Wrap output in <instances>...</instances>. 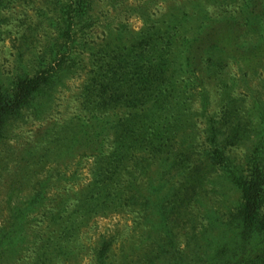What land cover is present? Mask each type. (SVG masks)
I'll return each mask as SVG.
<instances>
[{
    "label": "trees",
    "instance_id": "trees-1",
    "mask_svg": "<svg viewBox=\"0 0 264 264\" xmlns=\"http://www.w3.org/2000/svg\"><path fill=\"white\" fill-rule=\"evenodd\" d=\"M7 2L12 1L0 0V12L10 6ZM46 2L51 16L45 12V19L54 29L49 51L21 67L11 80L0 76V157L11 124L22 120L30 109L35 111L32 116L40 119L46 106L52 108L57 87L73 69L69 66L70 46L78 40L76 28L88 14L85 6L95 4L94 0ZM261 14L243 13L242 23ZM60 16L66 17L67 29ZM230 32H198L184 38L188 48L178 51V61L195 64L216 56L225 67L239 63L232 55L238 51L250 70L240 69V74L250 78L264 62V54L254 58L261 43L252 39L248 44L253 45L247 47L253 31ZM182 36L177 33L170 43ZM155 39L150 37L149 49L139 43L124 53L100 50L93 60V116L111 115L103 134L108 132L113 145L110 153L95 155L93 181L82 200L85 216L92 218L103 209L121 212L137 208L146 227L140 236L145 247L138 256L145 264H264V79L251 105L237 95L234 85H227L221 89L220 113L210 114V92L201 78L195 77L200 71L191 72L188 96L167 79L166 73L155 70L159 66L156 60H162L163 55L150 53L153 61L146 60L148 50L155 54ZM196 98L199 111H193ZM194 116L204 119L203 130L191 124ZM93 119L98 123L99 118ZM46 184L47 179L38 182L32 195L11 209L7 229L0 231V245H15L22 234H31L26 230L27 218L31 209L44 201ZM229 192L239 198L233 218L222 221L204 198L207 193L226 197ZM199 214L205 221L210 219L201 230L197 226ZM77 215L68 217L58 229L62 237L70 239L78 233ZM217 222L224 228H217ZM182 232L188 238L184 249L179 242ZM110 252L111 243L103 241L96 263L110 264ZM3 262L1 257L0 264Z\"/></svg>",
    "mask_w": 264,
    "mask_h": 264
},
{
    "label": "rangeland",
    "instance_id": "rangeland-1",
    "mask_svg": "<svg viewBox=\"0 0 264 264\" xmlns=\"http://www.w3.org/2000/svg\"><path fill=\"white\" fill-rule=\"evenodd\" d=\"M11 1L5 4L10 6L0 12V76L6 81L11 80L21 67L30 65L36 57L46 55L50 48L49 38L54 31L45 19V12L51 16L46 0ZM94 1V5L88 3L85 6L88 14L76 28L79 31L78 40L70 46L69 66L73 69L57 87L52 108L46 106V113L40 119L32 116L34 109L25 112L22 120L8 128L2 145L0 231L7 229L11 209L30 197L38 182L47 179L44 201L33 207L27 218L26 230L31 234H22L15 245H0L3 264H97L96 253L105 240L111 243L108 263L145 264L139 261L138 256L143 254L141 251L145 247L146 242L140 236L146 227L137 208L121 212L103 209L99 214H93L92 218L85 216L83 210L82 200L93 181L95 155L101 151L110 153L113 145L108 132L103 134L111 115L93 116L96 113L93 108V60L100 50L124 53L138 47L139 43L149 49L150 37L155 36V54L148 50L146 60L153 61L150 53L163 55L162 60H156L159 66L155 70L159 74L166 73L167 79L176 83V88L188 96L191 95V87L187 85L191 72L200 71L195 72V77L201 78L203 86L210 92V114L220 113L224 99L221 89L225 90L228 86L234 85L237 95L245 97L248 105L259 95L257 91L264 79V62L255 75L245 79L239 70L246 73L250 70L238 51L232 55L239 63L225 67L216 56L210 61L203 59L195 64L179 62L178 51L182 53L184 48H188L184 38L198 32L214 34L231 31L229 34H232L246 29L254 32L246 44L252 39L261 43L259 50L262 52L258 51L254 58L264 54V0ZM258 6L261 8L258 9ZM253 12L262 14L256 20L242 23L241 15ZM60 18L63 28L67 29L66 17ZM177 33L183 35L182 39H176L171 44L169 39ZM209 73L214 76L207 78ZM193 82L196 87L200 86V82ZM198 99L193 101V111L200 110ZM94 117L99 118L98 123ZM191 124H195L200 131L205 127L204 119L198 116L192 118ZM238 198V194L229 192L226 197L207 193L204 199L218 219L227 221L234 216ZM77 213L75 219L80 230L70 239L62 237L58 229L68 217ZM208 222L210 219L205 221L199 214L198 229L201 230ZM216 227L224 228L218 222ZM187 239L183 232L179 234L182 249Z\"/></svg>",
    "mask_w": 264,
    "mask_h": 264
}]
</instances>
